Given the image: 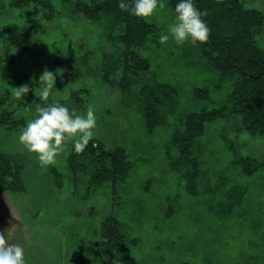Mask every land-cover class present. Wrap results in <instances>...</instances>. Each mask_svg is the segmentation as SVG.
Returning a JSON list of instances; mask_svg holds the SVG:
<instances>
[{
	"label": "rangeland",
	"instance_id": "374dc122",
	"mask_svg": "<svg viewBox=\"0 0 264 264\" xmlns=\"http://www.w3.org/2000/svg\"><path fill=\"white\" fill-rule=\"evenodd\" d=\"M9 2L0 0V95L9 91L7 106L14 117L25 124L34 119L32 100L38 97L30 91L17 99L14 88L24 84L38 88L40 75L51 63L70 58L82 77L66 84L62 78L66 69L58 68L50 97L77 114H86L93 105L97 126L92 140L100 141L106 151L123 148L132 165L125 182L89 190L90 171L75 175L68 168L71 143L55 164L41 167L35 154L19 144L23 128L0 129V152L13 159L25 188L21 193H0V232L9 244L23 248L25 264H104L109 252L100 230L110 216L128 242L135 240L116 251L112 264H264V137L238 131L233 116L207 124L198 139L203 176L197 195L187 193L178 174L167 166L170 135L184 117L227 107L231 93L230 80L220 79L190 41L177 45L170 37L166 44L159 43L160 35L168 34L175 22L169 0H164L163 11L144 19L157 30L139 51L148 62L140 79L177 90L166 124L152 134L146 132L136 91L121 92L100 79V58L113 51L106 22L70 15L60 0H52L55 18L43 22L45 34L36 35L32 48L21 55L5 47L7 27L22 26L42 14L34 15L30 7L12 9ZM242 2L264 14V0ZM256 43L264 53V26ZM87 52L91 56L83 64ZM195 89L208 90L209 98L195 99ZM80 90L86 93L77 105L70 95ZM233 154L251 156L262 167L242 175L230 168ZM232 187L242 195L234 193L237 199L228 200L223 194Z\"/></svg>",
	"mask_w": 264,
	"mask_h": 264
},
{
	"label": "trees",
	"instance_id": "16d2710c",
	"mask_svg": "<svg viewBox=\"0 0 264 264\" xmlns=\"http://www.w3.org/2000/svg\"><path fill=\"white\" fill-rule=\"evenodd\" d=\"M119 2L120 0H60L70 15L83 17L90 22H106V39L113 46V51L111 54L104 53L100 58V79L105 84L117 86L121 92L136 91L146 132L152 134L155 128L166 124L165 119L172 112L171 105L175 103L173 100L177 90L169 84L157 81L146 83L144 78L140 79V74L148 71V62L139 51L149 42L157 27L143 18L121 11ZM179 2L180 0H169L174 13ZM193 2L199 11L207 12V16L202 19L210 29L208 41L195 46L219 78L230 80L231 83L227 107L186 115L181 125L171 133L166 147L169 170L178 174L187 193L197 195L199 181L203 176L199 162L202 145L198 139L204 135L207 124L233 116L239 123L238 131L250 137H264V53L256 43V37L264 26V14L245 8L242 0ZM9 5L12 9L30 7L34 15L42 14L39 19H30L22 26L12 24L6 29L3 38L5 47L21 55L26 54L32 48L34 37L45 34L43 22L48 23L55 18L52 0H10ZM90 56L91 52H87L81 63L88 62ZM58 68L66 69L62 77L66 84L82 77L79 67L70 58L51 63L49 71L55 74ZM116 76L118 80L115 79ZM85 93L86 90L71 93L70 99L78 105L81 103L80 95ZM9 96V91L0 95V129L15 131L24 128L26 124L23 118H15L13 111L9 110ZM193 96L197 100H207L209 91L195 89ZM32 102L35 108L36 104L41 103L39 97L33 98ZM53 102L63 106L61 100L49 97L48 103ZM233 156L230 168L238 169L242 175H252L262 167L261 162L251 156ZM67 164L75 175L90 171L89 190L125 182L132 167L123 148L116 147L106 151L97 140L90 141L81 154H77L72 148ZM24 190L20 172L13 159L0 152V193H21ZM234 193L242 195L238 187H232L223 195L228 200L237 199ZM100 232L109 252V256L104 258V264H112L111 259L116 251L126 247L128 243H135V240H126L118 221L112 216L103 221Z\"/></svg>",
	"mask_w": 264,
	"mask_h": 264
},
{
	"label": "clouds",
	"instance_id": "9594fccd",
	"mask_svg": "<svg viewBox=\"0 0 264 264\" xmlns=\"http://www.w3.org/2000/svg\"><path fill=\"white\" fill-rule=\"evenodd\" d=\"M118 7L130 15L147 19L157 10L166 7L164 0H120ZM175 22L169 26L168 34H161L159 43L166 44L170 37L177 45L185 42L206 43L210 29L202 17L207 12L199 11L193 0H180L175 6ZM56 76L45 69L39 77V87L30 89L28 84L14 88V96L21 99L30 91L38 94L41 103L36 104V116L21 130L18 141L30 154H35L41 167L56 163V158L71 143L77 154L84 152L94 137L97 126L95 109L89 105L86 114H77L58 102L48 103L55 87ZM95 146V145H93ZM0 264H25L24 250L18 244H9L0 232Z\"/></svg>",
	"mask_w": 264,
	"mask_h": 264
}]
</instances>
